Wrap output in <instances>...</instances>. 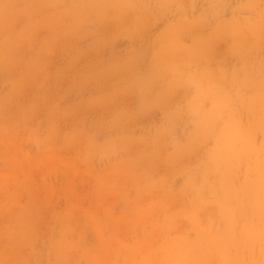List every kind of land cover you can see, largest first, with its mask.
<instances>
[{"label":"rangeland","instance_id":"rangeland-1","mask_svg":"<svg viewBox=\"0 0 264 264\" xmlns=\"http://www.w3.org/2000/svg\"><path fill=\"white\" fill-rule=\"evenodd\" d=\"M0 1V264H153L175 243L172 257L218 264L217 245L199 255L184 219L197 215L202 237L225 227L203 170L212 141L192 143L191 110L225 97L222 117L250 122L247 104L264 95V0ZM196 41L213 45L207 60L193 57ZM68 96L88 118L61 132ZM254 225L264 232V215ZM263 253L249 244L227 257Z\"/></svg>","mask_w":264,"mask_h":264},{"label":"bare ground","instance_id":"bare-ground-1","mask_svg":"<svg viewBox=\"0 0 264 264\" xmlns=\"http://www.w3.org/2000/svg\"><path fill=\"white\" fill-rule=\"evenodd\" d=\"M241 28L244 29V27H240L236 36L234 35L235 32L232 36V32L234 31V29L231 27H229L225 32L229 36L235 37V39H231L232 41H235L236 38L241 39V37H243L244 35L243 29ZM181 29L183 28L181 27ZM188 30H190V27H185L184 32ZM262 32H264V30ZM195 34L200 36L198 32H196ZM195 34L193 36L196 37ZM220 34L219 36L221 38ZM262 35L264 36V34H260V36ZM212 39L211 41L214 40ZM194 40H197V38ZM197 41L194 43L197 44ZM201 43L199 44L198 42V44L194 46V49L192 51L193 57L196 60L204 61V53L205 51H207V48H210L211 50L210 46L212 44H209V46L208 43ZM169 47L172 46L170 45ZM201 52L204 53L202 54ZM205 56L204 58H206L205 60H207L208 56ZM248 72L249 71H247V73ZM253 77L254 76L252 75V78ZM257 78H259V76H257ZM190 80L193 81V83H196V81H198L195 77H191ZM201 85L202 86H198L199 92L197 93V96L195 98L196 100L199 98L198 100L200 102H202L204 98L207 97L204 96V93L208 92H204L205 84ZM218 86L215 87H217L218 89ZM258 86L260 85L258 84ZM221 89H223L222 86L220 90ZM257 89L258 88H256V90ZM217 91H219V89ZM221 91L218 93L216 92L214 95H218L219 93H221ZM224 94H227V92ZM206 103L208 105V101ZM200 105H193L191 110V113L195 116L194 122L197 130L195 134L196 138L192 140V143L195 140L201 142L202 144L207 143L209 140L212 141V148L207 155V161L205 163V166L203 167V170L205 174L210 173L213 176V180L209 184V191L212 196L213 204L216 206V213L219 218L225 223V227L220 229V226L217 223L218 227L216 233L214 232L213 234L210 230V225L207 224L204 228H202L203 235H205L204 237H202L200 236L201 230L198 231V226L200 224H196L195 220L197 215L194 216V214L190 212L186 216H184V219L187 218L191 226H197V229L195 228V232L199 233L195 235L196 243L198 244H196L195 247L199 255L203 254L206 251L211 252V250L205 249H207V247L213 243L217 245V248L219 250L218 264H230L232 261H235V264H241L238 260H236V258L227 257L230 252L237 251L239 249L243 250L249 244H251L252 246L257 245L260 249H262V251H264V232H261L260 229L254 225V221L257 216L264 215V95L255 94L247 104V107L250 108L249 113L251 115L250 122H248L247 124L248 126L243 125L236 117V115H234L232 112H228L224 118L222 117V115L227 110L225 97H222L218 104H216L215 102H213L212 105L210 104L209 109H201L203 105L199 107ZM219 127V132L216 134V128ZM258 133H260L262 137V141L259 144L255 142V135ZM193 148L196 149V147ZM200 149H202V147H200ZM240 171H242L244 181L237 184L236 178ZM240 177L241 176H239V178ZM238 186L240 187L238 188ZM240 197L243 198V201H246L247 208H244L243 201H240ZM195 199L199 200V202H202L199 196H197ZM246 210H248L249 212V218L245 215ZM175 244L161 247L159 250L160 254L157 253V255L155 256L156 261H154L155 263L153 264H187L189 263L188 260H194L195 257H192L193 255L191 254V252H188V257H172L174 255H172L171 251L173 250L171 249H174L173 246ZM125 249L127 253L130 251L127 247H125ZM126 264L132 263L128 260ZM244 264L249 263L246 262ZM250 264H264V253L260 260H251Z\"/></svg>","mask_w":264,"mask_h":264},{"label":"clouds","instance_id":"clouds-1","mask_svg":"<svg viewBox=\"0 0 264 264\" xmlns=\"http://www.w3.org/2000/svg\"><path fill=\"white\" fill-rule=\"evenodd\" d=\"M17 103H23L24 101L17 100ZM60 108L64 109L67 108L68 112L67 115L62 118L61 120V127L60 131L62 132L63 124L65 122L69 123L70 125H74L78 123L81 119H87V108L80 103L79 100L72 96H68L63 100V102L60 104ZM47 112H48V105H41L36 112V119L40 121H47Z\"/></svg>","mask_w":264,"mask_h":264}]
</instances>
